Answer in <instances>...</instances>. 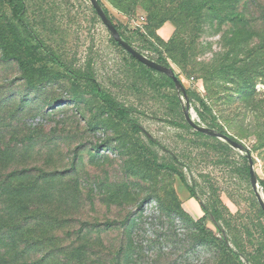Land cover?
Segmentation results:
<instances>
[{"label":"rangeland","instance_id":"rangeland-1","mask_svg":"<svg viewBox=\"0 0 264 264\" xmlns=\"http://www.w3.org/2000/svg\"><path fill=\"white\" fill-rule=\"evenodd\" d=\"M100 1L139 52L157 58L144 38L162 49L192 92L197 120L208 124L200 97L249 149L264 181V0H211L217 14L192 18L200 0L186 8V0ZM26 3L40 39L136 109L158 146L114 120L42 52V71L22 67L19 59L29 60L25 50L35 43L0 0V264H238L214 244L195 243L192 224L205 216L200 202L185 201L191 196L178 177L148 167L141 146L158 163L175 158L201 202L221 212L242 262L264 264V212L243 155L195 135L176 90L160 75L147 80L90 0ZM238 13L243 23L231 21ZM155 17L164 23L157 26ZM177 197L187 219L175 215ZM206 225L217 231L210 220Z\"/></svg>","mask_w":264,"mask_h":264},{"label":"trees","instance_id":"trees-1","mask_svg":"<svg viewBox=\"0 0 264 264\" xmlns=\"http://www.w3.org/2000/svg\"><path fill=\"white\" fill-rule=\"evenodd\" d=\"M190 1L191 0H186V4L183 7L185 8L189 7L191 5ZM4 2L6 6L9 8L11 15L13 19L15 20V22L25 30V32L29 35V37L35 43V46L25 50L24 55L29 60L26 61L24 59L23 60L19 59L18 62L19 64H21L22 67H25L26 70L33 69L36 71H42L46 65L43 61V57L41 54L42 52L47 58H49L52 64L60 67L64 72H66L75 85L84 89L89 94H91L94 98H96L107 109L108 113L112 116V118H114V120L120 123L128 124L130 126L131 131L134 134H137V135L140 133L145 134L144 129L142 125L140 124V121L137 117V114H139V112L136 109L128 108L125 105L119 103L116 99H114L112 95L109 94L100 85V83L97 81L92 70L89 69L86 71H79V70H74L73 68H70L66 63L63 62L62 58L54 50L53 47L48 46L47 44L44 43L42 39H40L36 30L30 24L26 0H4ZM99 2L101 6L104 8L108 17L111 19L107 8L104 6V4L100 0ZM203 10H207L211 14H217L219 11V7L217 6L215 2H212L211 0H200L196 5L190 8V13H188L187 18H192L199 11H203ZM232 16H233V18H231L232 22L236 21L239 23H243L245 21L240 13L233 14ZM158 19L160 20L157 22L156 25L160 26L161 23H164V21L163 19L158 18V17L153 18V20L155 21H157ZM115 27L117 28L121 36L131 46H133L131 43V36H129L128 33H126V29L122 30L117 25H115ZM112 41L118 48H120L131 59V61L135 65H137L138 67L144 70L148 81L155 83L154 77L157 75H160L164 79H166V81L169 83L171 87L175 89L174 81L171 78L153 69L146 67L145 65L140 63L138 60H136L132 55L127 53L126 50L118 42H116L113 38H112ZM144 41L150 45V49L153 52H155V54L157 55V58L154 60L158 62L159 64L172 69L169 59L166 56V54L162 51V49L156 46V44H154L150 39L144 38ZM171 44L176 45V40L173 39L171 41ZM187 93L189 95V98L191 99L192 92L187 90ZM197 100L200 103V106L202 109V112L199 114L200 118L203 122L208 123L206 126L209 128L215 129L224 135L229 136V138H231L232 140L238 141L236 138L231 136L225 130V128L220 123L218 116L214 113L211 106L206 101L202 100L200 97H197ZM175 125H179V124L175 123ZM188 127L190 126L188 125ZM195 135L207 136V135H204L196 131H195ZM207 137L216 141L222 147V149L225 150L226 152H232L233 149L230 148L226 143L216 138L210 137V136H207ZM148 140L150 141L151 145L158 146V143L156 142V140H150L149 138ZM140 152L144 156L145 162L148 165V167L153 168L158 172H166L172 176L178 177L181 180L182 184L186 187V189L190 193L191 197L194 199H197L200 202L202 206V210L205 213V216L200 221L192 224L193 230L195 231L194 236L192 237L195 243L199 246H202L204 249L207 248L208 244L210 243L214 244L216 248L222 250L223 252H228V254L230 255L231 261L237 262L238 264H244L241 260L243 253H242V250L240 249V246L237 243H235L234 240L233 242L235 244V249L229 246V243L232 242V240L228 237L227 232L223 229V226L220 224L223 218L221 212L218 210V208L216 207L210 208V206L204 205L201 202L194 188L188 184L185 171L180 167L179 162L175 158L173 159L174 161L171 163H158L155 160H151L148 157L147 151L143 146L140 147ZM241 159L244 161L242 169L246 177L250 179V167H249L248 160L244 156H241ZM260 185L264 189V181L260 180ZM175 203H176L175 211L177 213L175 215L181 217L182 219H187V214L181 208L180 199H178V197L175 199ZM212 217L215 219L214 221L212 220ZM207 220H210L215 225V227L217 228L216 232H214L212 229L207 227L206 225ZM134 252L135 250L131 248V254H134ZM122 261H124V259H122ZM131 263L137 264L133 261H131ZM124 264H129V263L124 261Z\"/></svg>","mask_w":264,"mask_h":264},{"label":"water","instance_id":"water-1","mask_svg":"<svg viewBox=\"0 0 264 264\" xmlns=\"http://www.w3.org/2000/svg\"><path fill=\"white\" fill-rule=\"evenodd\" d=\"M91 5L100 18L103 25L106 27L107 31L110 33L111 37L118 42L127 53L132 55L136 60H138L140 63L145 65L146 67L153 69L159 73H162L166 75L167 77L171 78L174 81L176 92L181 100L183 113L185 116V120L187 124L196 132L202 133L204 135L216 138L224 143H226L230 148H232L237 153L243 155L249 163L250 167V183L252 186V190L254 194L256 195V198L258 200V203L261 207V209L264 212V198H263V188L260 185V179L258 175L255 172V163L253 160V157L249 151V149L242 144L241 142L232 140L229 138V136L224 135L220 132H218L215 129L209 128L205 125H203L199 120H197V115L195 114L194 110L191 108V101L189 98V95L187 93L186 88L184 87L181 80L178 78L175 71L171 68H168L166 66H163L156 62L155 60L147 57L145 54L139 52L136 48L131 46L119 33L117 28L115 27V24L112 22V20L108 17L106 14L104 8L101 6L99 0H90ZM145 134L150 140H155L149 133H147L144 130ZM212 220L215 219L212 217Z\"/></svg>","mask_w":264,"mask_h":264},{"label":"crops","instance_id":"crops-1","mask_svg":"<svg viewBox=\"0 0 264 264\" xmlns=\"http://www.w3.org/2000/svg\"><path fill=\"white\" fill-rule=\"evenodd\" d=\"M190 196H191V195H190ZM185 198H186L185 201H187L188 204H191V201H193L192 197H191L190 200H189L187 195L185 196ZM192 208H193V207H192ZM193 210H194V208H193Z\"/></svg>","mask_w":264,"mask_h":264}]
</instances>
